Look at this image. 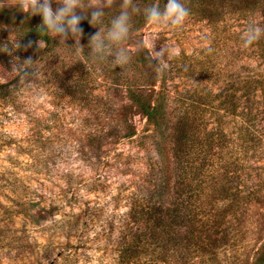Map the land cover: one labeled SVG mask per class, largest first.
I'll return each mask as SVG.
<instances>
[{"label":"rangeland","instance_id":"1","mask_svg":"<svg viewBox=\"0 0 264 264\" xmlns=\"http://www.w3.org/2000/svg\"><path fill=\"white\" fill-rule=\"evenodd\" d=\"M83 3L77 14L90 17L105 0ZM122 3L114 0L103 7L102 24L95 27L81 20L83 55L76 54L70 35L64 45L55 38L42 56L37 53L42 44L24 50L19 44L23 38L0 20V38L19 44L10 43L11 54L0 55V84L17 79L13 92L0 99V264H115L113 245L135 188L144 177H162L157 167L171 180L170 136L156 133L128 99L127 87L153 86L157 92L164 85L168 95L190 91L192 100L197 94L204 97V107L188 109L204 115L209 129L222 114L216 111L221 99L215 95H223L230 84L229 53L238 59L233 68L238 73L241 67L260 64L244 58L249 50L243 52L241 37L250 23L264 29L261 9L235 19L219 8L222 16L212 19L195 8L182 28L156 29L145 23L136 32L135 17L147 7L142 0H132L129 35L119 46L129 63L114 68L112 57L94 61L90 38L107 29ZM1 6H10L9 0H0ZM57 7L52 0L53 10ZM153 46L155 52L170 50L163 57L168 66L162 74L133 63L139 47L150 56ZM29 58L33 64L23 66L29 69L25 82L31 84L26 87L12 68ZM225 119H220L221 128L231 132ZM129 129L136 135L124 138ZM249 215L260 220L259 237H264V199L251 205Z\"/></svg>","mask_w":264,"mask_h":264},{"label":"trees","instance_id":"2","mask_svg":"<svg viewBox=\"0 0 264 264\" xmlns=\"http://www.w3.org/2000/svg\"><path fill=\"white\" fill-rule=\"evenodd\" d=\"M166 1L142 0V3L147 7L157 5L162 10ZM185 1L183 4L190 11L202 8L205 16L212 19L222 16L219 8L235 19L256 9L264 11V0ZM145 8L135 17L136 32L146 23ZM261 17L264 19V15ZM0 20L14 36L23 38L19 44L22 43L24 50L34 48L42 39L47 45L42 44V50L37 47V53L42 56L56 43L55 38L40 36L37 29L42 18L38 15L1 6ZM12 42L0 38V46L9 47ZM246 51L249 53L243 55L245 59L260 60V64L241 67L238 73L237 68L233 70L238 59L234 52L229 53L230 75L226 80L230 84L226 85L223 95H215L221 99L216 111L222 114L209 129L204 115L197 117L188 109L196 105L204 107L201 103L204 97L197 94L192 100L195 95L190 91L168 95L164 85L157 92L153 86L152 89L127 87L128 99L156 133L170 136L171 180L166 170L163 172L157 167L162 177L153 179V174L144 177L142 185L135 188L113 245L115 264H264V237H259L261 222L252 221L249 215L251 205L264 199L262 36L250 49H243ZM132 57L137 67L153 68L144 47H139ZM152 64L157 63L153 60ZM16 82L14 79L0 84V99L13 92ZM173 113L176 117H172ZM223 117L230 121L231 127L226 126L233 132L222 130L220 119ZM135 135L129 129L124 138Z\"/></svg>","mask_w":264,"mask_h":264},{"label":"clouds","instance_id":"3","mask_svg":"<svg viewBox=\"0 0 264 264\" xmlns=\"http://www.w3.org/2000/svg\"><path fill=\"white\" fill-rule=\"evenodd\" d=\"M9 3L11 7H16L25 14H30L31 16L38 15L42 18V22L37 29L40 36L59 38L60 43L64 45L65 40L68 39L70 35L75 41L76 54L83 55L84 48L79 43L83 34L82 29L79 27L81 20L88 19L92 27L102 24V18L104 16L103 7H110L114 3V0H105L102 7L94 6V10L90 12V17L81 12V15L77 14L78 9L85 7L83 0H58V2L56 0L58 7L55 11L52 8V0H9ZM131 6L132 0H123L120 14L111 20L107 29L100 28L91 36L88 47L90 49L89 55L94 61L103 62L109 57H112L110 63L114 68L123 67L129 63L130 57L127 51L119 46L127 40L129 35V8ZM133 10L135 11L136 9ZM189 15V9L181 3V0H167L163 10L157 5L149 6L144 9L146 23L154 26L156 29L182 28ZM262 35H264V29L256 24L250 23L241 37L243 42L242 47H251L260 40ZM37 44L38 46L41 44L47 46L42 39H40ZM16 47L18 48L19 44ZM114 47L117 49L116 51H113ZM153 49L154 46L150 54V65L157 73L162 74L168 66L166 59L163 57L170 50L162 48L159 52H155ZM0 51L9 52V54H11V50L6 44L0 46ZM208 51H212L210 46ZM153 60L158 62L155 66L152 64ZM32 64L33 62L29 58L23 61L19 66L13 65L12 68V71L21 73V83L26 87L30 86L31 83L25 82L29 75V69L23 66H30ZM31 74L35 76L34 72Z\"/></svg>","mask_w":264,"mask_h":264}]
</instances>
